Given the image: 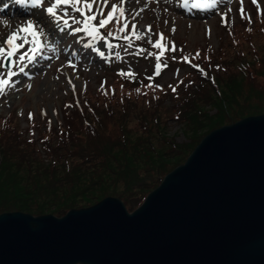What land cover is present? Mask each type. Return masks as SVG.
I'll list each match as a JSON object with an SVG mask.
<instances>
[{"label": "trees", "instance_id": "1", "mask_svg": "<svg viewBox=\"0 0 264 264\" xmlns=\"http://www.w3.org/2000/svg\"><path fill=\"white\" fill-rule=\"evenodd\" d=\"M241 21L222 25L215 47L167 52V65L188 73L182 79L108 71L131 87L71 94L53 120L39 110L25 127L0 113V212L61 215L106 195L131 210L210 129L264 112V28Z\"/></svg>", "mask_w": 264, "mask_h": 264}, {"label": "water", "instance_id": "2", "mask_svg": "<svg viewBox=\"0 0 264 264\" xmlns=\"http://www.w3.org/2000/svg\"><path fill=\"white\" fill-rule=\"evenodd\" d=\"M264 264V112L206 132L131 211L0 212V264Z\"/></svg>", "mask_w": 264, "mask_h": 264}, {"label": "rangeland", "instance_id": "3", "mask_svg": "<svg viewBox=\"0 0 264 264\" xmlns=\"http://www.w3.org/2000/svg\"><path fill=\"white\" fill-rule=\"evenodd\" d=\"M1 1L4 2L0 3V7L8 0ZM180 1L182 2V0H170L156 3L154 0H125L124 7L129 19V31H131L133 22L137 24V29L140 32H145L147 26L151 25L153 31L142 39L143 42L151 45L149 38L154 42L158 38V34L163 33L167 44L175 43L176 51L177 49H189L193 52L198 46L215 47L219 42V34L223 30L222 25L224 24H237L242 22L241 20L247 19L254 20L253 27L257 28L256 31L264 28V0H256L255 3L253 0H243V15L240 11L241 0H216V6L208 10L209 14L206 16H200L202 11L195 7H192L191 14L186 13L189 7L184 8L181 5L182 11L174 8V5L180 6ZM51 2L52 0H45L42 6L32 9L33 13H25L23 8L19 11L16 10L18 13L13 15L9 11L15 5V1L10 0L5 4L8 7L12 3V7L8 11L0 12V44L20 24L32 20L44 29L46 39L42 37V42L46 45H53L57 49L53 52L51 48L45 47L35 61L29 63L25 60L22 62L20 66L25 67V72L18 73L16 77H13L15 86L6 89L5 95L0 96L1 115H10L13 122L16 118V123L22 127L26 126L29 113L37 115L39 110L47 112L53 120V116L59 110V105L71 94L78 96L83 93H95L104 87L116 89L131 87L130 81L126 83L124 80H115L114 77L111 78L112 76L104 75L108 68L112 71H123L121 68L131 69L140 65L141 69L145 70L153 69L156 63L153 56L148 55L151 48L147 44L135 43L137 40H134L133 46L129 48L126 41L109 38L111 43L119 45L111 50V55H109V49L104 41L97 42L95 47L105 53V57H101L92 47H84L90 38L83 33L72 34L69 30L59 31L56 21L44 11ZM114 2H118V0H110L109 8L105 9V15L110 9L111 3ZM137 13L139 15H136ZM70 14L79 17L78 13ZM133 16H135V20L132 19ZM173 26L176 29L174 32L171 30ZM116 28L117 25L113 21L107 28L101 29V32L106 35L108 31H115ZM81 37L84 38L81 39ZM29 47L30 45H26L20 52H26ZM138 48L145 49V52L142 55H135ZM116 52L120 53L119 59L115 56ZM19 54L17 53L14 59H18ZM69 60L76 65L75 69L68 65ZM110 62L111 64L108 65ZM13 70L18 72V67H14ZM5 71L0 68V72ZM182 71L180 68L166 67L161 71V78L163 81L174 82L188 74L185 72L186 70L183 73ZM140 80L150 84L148 80ZM73 85H75V89H73ZM33 111L35 112L33 113ZM182 126L181 123H172V127L169 124L168 128L170 131L176 128V130L180 129L177 138L181 139L184 137Z\"/></svg>", "mask_w": 264, "mask_h": 264}, {"label": "snow or ice", "instance_id": "4", "mask_svg": "<svg viewBox=\"0 0 264 264\" xmlns=\"http://www.w3.org/2000/svg\"><path fill=\"white\" fill-rule=\"evenodd\" d=\"M18 4L31 5L33 8H39L45 3V0H16ZM255 3L256 0H253ZM110 0H52L50 6H47L44 11L49 17L56 21V26L60 32L69 30L72 34L83 33L90 39L84 45V47H92L94 51H97L101 57H105V53L95 47L97 42L104 41L106 47L109 49V55L114 47L109 38L121 39L127 42L128 47L133 46L134 40H142L145 36L153 31L151 25L147 26L145 32H140L137 29V24H131V31H129V19L126 15V9L124 7L125 0H118V2L111 3L110 9L105 15V9L109 8ZM187 5V0H185ZM216 6V0H196L192 7L197 8H214ZM95 9V10H94ZM241 14L243 15V0H241ZM70 13H78L79 17ZM136 15H139L137 13ZM135 20V16L132 17ZM115 21L117 28L115 31H108L107 34H102L101 29L107 28L111 23ZM226 22V21H225ZM76 25V27H73ZM173 32L176 30L173 26L171 29ZM42 37L46 39V34L42 27H39L34 21L27 20L20 24L15 30H13L7 38L0 44V68L5 69V72H0V96L5 95L6 89L13 88L15 86L12 78L16 77L18 73H24L25 67L20 66L22 62L27 60L29 63L36 60L37 56L41 54L45 47L51 48L53 52L57 49L53 45H46L42 42ZM84 37H81L83 39ZM166 38L163 33L158 34V38L153 42L149 38V43L157 52H148L149 56L155 57V75L159 76L161 70L167 67V62L164 59L167 52H175L176 45L173 42L171 47L165 42ZM26 45H30L26 52H20ZM145 49L138 48L134 53L135 55H142ZM20 53L18 59H13ZM117 59L120 58V53L116 52ZM175 59V57H172ZM185 61L188 57H183ZM68 65L73 69L76 65L69 60ZM18 67V72L13 68ZM193 67L199 68V65H193ZM203 73V69H200ZM121 75H128L134 77V73L121 72ZM153 77H149L152 80ZM71 83V81H69ZM31 87V85H29ZM156 87H160L156 85ZM171 87V86H170ZM75 89V85H73ZM140 90L137 89V92ZM172 91L175 92L176 88L173 87ZM32 118V113H29V119Z\"/></svg>", "mask_w": 264, "mask_h": 264}, {"label": "bare ground", "instance_id": "5", "mask_svg": "<svg viewBox=\"0 0 264 264\" xmlns=\"http://www.w3.org/2000/svg\"><path fill=\"white\" fill-rule=\"evenodd\" d=\"M13 1H15V5L13 6L11 12L13 13V15H16V14L18 13V12H16V10H18V11L21 10V9H18V6H20L21 4H18V3L16 2V0H13ZM0 2H3V1L0 0ZM21 6H25V5H21ZM27 6L29 7V6H31V5H27ZM6 8H7V5L4 4V5L0 8V12L6 10ZM24 10L26 11L25 8H24Z\"/></svg>", "mask_w": 264, "mask_h": 264}]
</instances>
